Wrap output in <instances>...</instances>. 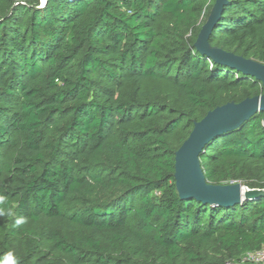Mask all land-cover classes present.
<instances>
[{"label":"trees","instance_id":"1","mask_svg":"<svg viewBox=\"0 0 264 264\" xmlns=\"http://www.w3.org/2000/svg\"><path fill=\"white\" fill-rule=\"evenodd\" d=\"M46 1L0 0V195L27 219L13 234L45 238L71 264H227L264 249V198L213 207L176 188L175 153L194 123L263 93L194 47L216 0ZM211 44L264 64V0H229ZM155 82L178 101L147 98ZM263 118L207 145L210 183L264 189ZM97 189L116 192L97 203ZM44 218L75 233L39 228ZM5 246L3 264H24Z\"/></svg>","mask_w":264,"mask_h":264},{"label":"water","instance_id":"2","mask_svg":"<svg viewBox=\"0 0 264 264\" xmlns=\"http://www.w3.org/2000/svg\"><path fill=\"white\" fill-rule=\"evenodd\" d=\"M41 2L40 8L47 3L46 0ZM228 4L229 0H216L194 47L214 63L255 78L262 83L263 93L238 104L231 102L222 105L207 112L208 114L201 121L195 122L189 138L175 153L174 174L177 193L182 200H195L203 205L223 208L240 206L244 202L264 198V189H249L235 182L224 185L210 183L205 178L201 162L208 144L225 134L239 131L246 122L260 113L264 114V64L211 44L215 28ZM262 124L264 126V118Z\"/></svg>","mask_w":264,"mask_h":264},{"label":"rangeland","instance_id":"3","mask_svg":"<svg viewBox=\"0 0 264 264\" xmlns=\"http://www.w3.org/2000/svg\"><path fill=\"white\" fill-rule=\"evenodd\" d=\"M41 2V0H39ZM42 3V2H41ZM173 19L171 16L163 14L158 19V31L166 33L169 32L171 23ZM136 88L134 84H126L127 91H132ZM143 91L147 98L150 100H162L167 104H174L178 101L176 91L173 87L169 86L167 83L155 82V83H146L143 85ZM165 118V115L159 117L158 121ZM148 124V123H147ZM149 125V124H148ZM178 137V136H177ZM7 155H12L14 152L12 149L7 150ZM106 159H104L103 166L97 169L98 173H102L104 176L107 174V165ZM106 172V173H105ZM243 179H236L228 181L225 184H230L232 182L241 183L243 186L252 189L249 187L251 182L247 177H242ZM116 191H103L97 189L93 201L97 203H104L114 195ZM81 199L75 197L66 207V215L72 214L79 204ZM11 214L0 215V263L3 264L2 260L4 253L7 250L5 246V241H8L11 245V252L14 255L15 259L18 261H24V264H71L69 258L62 252H56L51 244L45 239H35L34 236L27 235L22 236L21 234L14 235L16 223L14 220V210L15 206L10 205L8 207ZM47 226L53 229H58L64 234H74L75 226L67 223L65 219H54L48 220L46 218L38 225L39 228ZM243 259V258H242ZM227 264H247L244 263V260L241 262H228Z\"/></svg>","mask_w":264,"mask_h":264},{"label":"built area","instance_id":"4","mask_svg":"<svg viewBox=\"0 0 264 264\" xmlns=\"http://www.w3.org/2000/svg\"><path fill=\"white\" fill-rule=\"evenodd\" d=\"M242 260L247 264H264V249L258 252L247 253Z\"/></svg>","mask_w":264,"mask_h":264},{"label":"clouds","instance_id":"5","mask_svg":"<svg viewBox=\"0 0 264 264\" xmlns=\"http://www.w3.org/2000/svg\"><path fill=\"white\" fill-rule=\"evenodd\" d=\"M7 205V198L3 195H0V215H5V214H11L10 210L6 207ZM15 223L17 226H21L27 223V219L25 217H19L15 220ZM9 256H11L12 254L9 253ZM11 264V262H10Z\"/></svg>","mask_w":264,"mask_h":264}]
</instances>
